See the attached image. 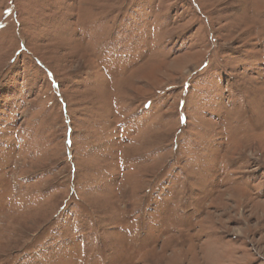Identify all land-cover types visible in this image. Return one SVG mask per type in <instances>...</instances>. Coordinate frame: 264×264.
<instances>
[{"label":"rangeland","instance_id":"rangeland-1","mask_svg":"<svg viewBox=\"0 0 264 264\" xmlns=\"http://www.w3.org/2000/svg\"><path fill=\"white\" fill-rule=\"evenodd\" d=\"M0 264H264V0H0Z\"/></svg>","mask_w":264,"mask_h":264}]
</instances>
